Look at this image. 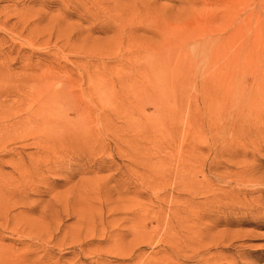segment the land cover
I'll use <instances>...</instances> for the list:
<instances>
[{"label":"rangeland","instance_id":"rangeland-1","mask_svg":"<svg viewBox=\"0 0 264 264\" xmlns=\"http://www.w3.org/2000/svg\"><path fill=\"white\" fill-rule=\"evenodd\" d=\"M0 264H264V0H0Z\"/></svg>","mask_w":264,"mask_h":264},{"label":"bare ground","instance_id":"bare-ground-1","mask_svg":"<svg viewBox=\"0 0 264 264\" xmlns=\"http://www.w3.org/2000/svg\"><path fill=\"white\" fill-rule=\"evenodd\" d=\"M175 35H177L176 37H178V38L180 37V33L178 34L176 32ZM181 36H182V34H181ZM183 36L186 37L185 34ZM189 38H191V36H189ZM162 47H163V45H162ZM144 49L146 50V48H144ZM48 77H49V80L46 79L48 81L47 86H46L47 88L45 89L46 93L41 94L40 92H42V91L38 90L39 87H37L36 90L38 91V93H37V95L35 94L36 96L34 97V101H33L34 104H32L33 103L32 102L31 107L33 106L32 107V109H33L32 115H34V117H35L34 120L38 125L37 130H39V131L44 130L45 132L53 133L56 131V127H57V125L55 124L56 113L58 112L61 105L63 104L62 103L63 100L61 101V99H63L62 97H65V99H66V97L68 95V90L66 88H62V89H59V91H57V89L54 88V85H55L54 79H56V77H57L56 74H50V76H48ZM46 80H45V82H46ZM42 82H43V80H42ZM41 86L44 87V84H42ZM40 89H41V87H40ZM47 94H49V95H47ZM35 101L37 103H35ZM5 123H6V121H5ZM6 126L7 127L12 126L9 124L8 120H7ZM7 127H5V128L8 131H10L9 130L10 128L8 129Z\"/></svg>","mask_w":264,"mask_h":264}]
</instances>
